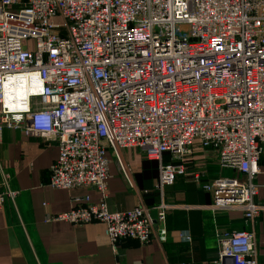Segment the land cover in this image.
<instances>
[{"label":"built area","instance_id":"obj_1","mask_svg":"<svg viewBox=\"0 0 264 264\" xmlns=\"http://www.w3.org/2000/svg\"><path fill=\"white\" fill-rule=\"evenodd\" d=\"M4 128L58 143L51 187L100 194L45 222H102L114 249L122 239L147 243L154 219L140 204L107 209L108 150L157 161L161 224L180 207L163 191L185 175L184 159L196 145L210 150L243 180L195 174L213 196L208 207L240 209L250 226L222 240L214 264H258L264 0H0V136ZM15 195L5 175L0 211Z\"/></svg>","mask_w":264,"mask_h":264},{"label":"crops","instance_id":"obj_2","mask_svg":"<svg viewBox=\"0 0 264 264\" xmlns=\"http://www.w3.org/2000/svg\"><path fill=\"white\" fill-rule=\"evenodd\" d=\"M58 156V143L28 136L22 128H4L0 136V180L5 175L15 199H6L0 211V264H214L222 240L234 231L250 229L243 212L213 211V196L201 188L203 181L220 177L243 180L233 169L218 165L217 156L196 145L184 159L185 175L165 188L164 201L177 207L170 210L163 224L153 208L161 201L156 188L158 163L145 158L136 148L109 149L107 209L150 208L154 229L145 244L122 239L116 249L109 243L101 222L73 225L64 221L45 222L49 215L63 213L89 196L100 194L89 187L56 189L49 185V169ZM164 162L171 160L169 153ZM195 174L200 175L196 181ZM254 182L255 201L264 204V153L260 173ZM191 235L190 241L180 238ZM257 261L264 264V209L254 221ZM224 264H232L224 258Z\"/></svg>","mask_w":264,"mask_h":264},{"label":"rangeland","instance_id":"obj_3","mask_svg":"<svg viewBox=\"0 0 264 264\" xmlns=\"http://www.w3.org/2000/svg\"><path fill=\"white\" fill-rule=\"evenodd\" d=\"M30 42H32V40H30Z\"/></svg>","mask_w":264,"mask_h":264},{"label":"trees","instance_id":"obj_4","mask_svg":"<svg viewBox=\"0 0 264 264\" xmlns=\"http://www.w3.org/2000/svg\"><path fill=\"white\" fill-rule=\"evenodd\" d=\"M262 158V157H261ZM261 160V159H260Z\"/></svg>","mask_w":264,"mask_h":264}]
</instances>
